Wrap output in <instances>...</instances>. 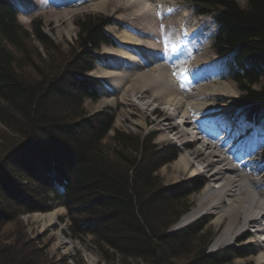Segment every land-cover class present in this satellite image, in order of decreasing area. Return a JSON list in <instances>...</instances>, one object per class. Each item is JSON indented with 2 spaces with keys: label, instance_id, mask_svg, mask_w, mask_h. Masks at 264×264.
<instances>
[{
  "label": "trees",
  "instance_id": "16d2710c",
  "mask_svg": "<svg viewBox=\"0 0 264 264\" xmlns=\"http://www.w3.org/2000/svg\"><path fill=\"white\" fill-rule=\"evenodd\" d=\"M246 2L242 7L236 0H194V5L216 23L214 46L227 58L240 90L233 104L248 120L259 121L264 118V0ZM18 12L12 0H0V122L9 130L0 131V264H46L28 238L5 243L1 236L17 212L40 209L27 196L31 191L65 206L75 217L72 230L91 235L110 262L230 263L240 249L209 253L207 217L169 230L201 186L196 178L163 183L157 171L176 158V149L155 143L154 131L113 129L114 114L106 110H86L84 100H98L102 84L87 76L101 58L93 52L100 43L115 44L105 33L107 19L77 20V37L63 50L40 29V21L26 27Z\"/></svg>",
  "mask_w": 264,
  "mask_h": 264
},
{
  "label": "rangeland",
  "instance_id": "374dc122",
  "mask_svg": "<svg viewBox=\"0 0 264 264\" xmlns=\"http://www.w3.org/2000/svg\"><path fill=\"white\" fill-rule=\"evenodd\" d=\"M12 1L18 7V18L20 23H22L26 27H31V24L33 22L40 21V29L45 34H47V36L54 44L60 45L63 50L67 49L68 44L73 43L77 37V33L79 30L77 20L86 18L87 16L103 17L107 19V24L104 28L105 33L114 39L115 44L100 43V47L98 48V50L93 52L95 53V55L101 58L98 62L95 63L94 68L87 73V76L101 81L102 84L99 87L100 97L98 100H84V106L86 110L89 113L106 110L110 114H114L113 129L115 130L140 135H146L154 131V142L159 145H166L172 147L173 149H176V158L178 157V142L170 139V134L168 135L169 132H174L172 135L175 136L176 130L165 131L164 125L159 124L158 126L155 123L156 121L153 120L155 117L163 118L166 116V113L165 111H163V109L167 107L168 104L165 103L164 100H160L159 103H157L158 112H151V107H149L144 111L143 114H141L136 110L135 107L127 104L129 96L128 98H123L120 94L121 89L117 90L108 88V86L104 84L102 79L96 78L95 76L96 73L94 69H96L99 65L103 66L106 63L111 69H114V66L118 65L119 62H121V60L117 56H113L109 53H103L104 47L119 48V41H117L111 34L118 33L122 28L125 27L131 28V22H133V24H136V22L143 21L142 17L144 15L142 16L140 12L134 13L131 11L130 5H133L132 0H107L104 1V3H102L98 8H90L81 11L79 10V7L82 4L94 3L98 0H73L72 2H70V4L65 5L57 4L59 3V0H54V3L48 0ZM236 1L242 7L246 6L247 0ZM150 2L155 5V14H152V19L155 18L157 25H159L157 26L156 33H159L157 36H160V38H164V35L167 34L168 23L166 22L178 20V22H176L178 24L180 23L179 21L182 17V14L190 16L189 26L192 25L202 32H205L206 29L210 30V33L207 37L205 50H203L205 51L203 59L206 61V63L204 65H201L188 60L184 66L186 67L185 69L188 72V75L198 72H201L199 74H205L207 72L212 74L211 79L203 81L208 85L207 88L211 89L215 94L210 95L209 97H207V99H190L188 100V102L191 101L202 103L205 106L208 105V111H205L206 113L203 115L207 118L205 120H201L199 119V116L202 115H195V119L197 120V122L195 120L196 124H199L201 127H204L210 132H214V130L221 131V128H219L218 124H223L227 121H230V117H232L234 113L237 112V109L239 110V108L235 104H233V100L239 97L240 90L236 82L230 77L227 67V58L225 56H220L217 53L216 47L214 46V34L216 31V23L214 19L207 13H204V15L197 14L194 0H150ZM155 10L158 11V14H156ZM192 22L194 24H192ZM163 24H166L167 30H164L161 27V25ZM177 24H175V26H177ZM134 32H136V34L138 35L140 33L139 31ZM158 41L159 40H157V42ZM165 41L166 39H163V45L161 46L164 53H169L168 48L165 45ZM191 41H183L181 44L182 49L186 50V53L193 56L196 55V50L193 48L195 38L192 37ZM33 42H35V44H37V46H39L43 52L46 51V48L43 47L42 43L35 40L34 38ZM133 51H135V49ZM200 53H202V51ZM55 54L56 53H54V55ZM159 55L158 57L160 58L161 63H166V65H168L170 68L171 66H174V64H170L173 61L175 62V64H178L175 57H169L170 59L169 61H167L166 59L163 60V53L160 52ZM66 57L67 56H65L64 58ZM58 61H60V58L58 59ZM184 66L182 68H184ZM175 68H179V66ZM174 76L178 78L177 71H174ZM181 80L184 81L185 78H181ZM115 81H117L116 78L115 80H111L112 83H115ZM179 90L181 92H186L188 91V88L184 87L183 85H179ZM129 95H131L130 98L141 107L144 106L145 100L146 102L148 100V98H144V96L142 98H138V93L136 92V90H129ZM240 117L242 118L244 116L241 114ZM211 125H215V127L211 128ZM246 125L250 127V131H247L245 133L243 130H241L243 139L240 141V143H238V145H236L237 143L235 142L236 149L233 151V154L238 156V159L233 162V164L236 165L238 163H247V166L245 165L244 167H240L242 172H245L248 176L261 181L260 187L258 188L254 187V185L249 186L246 180L243 181V188L245 189L246 193L250 192L251 195L249 197H253L257 200L256 204L254 206L252 205V207H254L253 210H255V212L252 214V217H257V222H253L254 224L251 223V225L248 224L247 228V225H242V222L245 219V215L236 214L234 218L237 222L235 226L236 228H234L233 234H230V237L227 240V244L224 243L214 248L211 247V244L217 236H220V234L223 233L225 225L229 220L228 217H224L221 221L215 223L213 222V219L215 217L213 213H203L201 211L198 217H196L189 223L191 224L198 219L207 217V222L204 228L210 230L209 234L212 235L207 248V251L209 253L228 247H237L238 249H240V254L232 255L231 261L228 264H257V256L260 255V253L263 254L264 252V242L260 241L259 238L261 236L262 238H264V118L260 119L255 124L247 123ZM1 130L7 133L9 132L6 126H4L0 122V131ZM1 133L2 132H0V134ZM112 133L113 130L109 134L111 135ZM232 141L224 146V148L227 149L228 147H233L234 142ZM194 149L195 148L193 147L191 149V152H193ZM176 158L164 163L158 169L157 173L162 178L163 183L166 185L174 186L177 184H188V181L194 178L198 179L199 182H201L200 188L196 192L192 193L189 198L190 202H192L191 204H193L189 209L191 210L198 205L199 192L201 188L206 185V180L203 177L206 174H198V176L189 171L183 172L175 169L172 164L176 160ZM198 158L197 160H202L203 165L207 161V158L205 159L203 155H200ZM190 160H192L193 162L195 161L193 157ZM198 166L199 165H194V168L197 169ZM201 166L202 163L198 169H200ZM252 167L253 169L255 167L259 168V170L255 172L251 169H248ZM208 169L211 170L212 168ZM229 174H231L230 176L234 177L236 173L231 172ZM19 180H23V178H19ZM212 183L214 185H221V182L217 181H212ZM27 184H29V186L35 185L34 181H28ZM190 190L192 189L190 188ZM29 191H31L30 188ZM26 194L27 196H30L29 198L34 202V205H36L35 207L40 209L28 212H17L14 217L15 219L7 222L1 230V236L3 235V240H5V243H12L13 241H15V239L21 238V236L22 238H28L30 241L29 246L37 247L38 249H40L43 259L44 257H46V264H117V262L113 263L102 257L98 248L94 244L91 235L84 236L72 230L71 226L75 221V217L68 213L65 206L60 204L57 200H53L51 195H48L47 198L41 199L35 196L32 191L26 192ZM225 200L227 201V198H225ZM203 206H207V203H204ZM46 208L50 209L48 210ZM53 211L54 214L51 215ZM177 224L178 222L176 224H173L169 230H181L185 226L189 225L187 224L183 227H178ZM258 226L262 227L263 230L260 233H257V236L252 230H256ZM243 229H246V232H244L242 236L239 233H241ZM236 234L239 235L235 236ZM256 238L258 241H260L259 243L258 241H254ZM140 264L148 263L142 262Z\"/></svg>",
  "mask_w": 264,
  "mask_h": 264
},
{
  "label": "bare ground",
  "instance_id": "6f19581e",
  "mask_svg": "<svg viewBox=\"0 0 264 264\" xmlns=\"http://www.w3.org/2000/svg\"><path fill=\"white\" fill-rule=\"evenodd\" d=\"M48 1L53 2L54 0ZM72 1L73 0H61L60 2L59 0V3L57 4L65 5L70 4ZM104 1L107 0H98L94 3L82 4L79 7V10L98 8L104 3ZM132 3L133 5H130L131 11L134 13L140 12L142 16L144 15L142 17L143 21L136 22V24L131 22V28L125 27L122 28L120 32L111 34L117 41H119V48L104 47L103 53L117 56L121 62H119L118 65H115L114 69H111L106 63L103 66L98 64L99 66L94 69L96 73L95 76L96 78L102 79L108 88L117 90L121 89L120 94L123 98H128L129 96L127 104L135 107L141 114H143L149 107H151V112H158L157 103H159L160 100H164L165 103L168 104L167 107L164 108L165 110L163 109L166 116L163 118L155 117L153 120L156 121L155 123L158 126L159 124L164 125L165 131L176 130L175 136L172 135L174 132L168 133V135L170 134L169 138L177 141L179 147V154L172 164L173 167L179 171L192 172L194 175L206 174L203 176L206 180V185H204L199 192L198 205L184 213L177 221V226L183 227L189 224V222L198 217L201 211L203 213H213L215 215L213 222L215 223H218L224 217H228L229 220L225 225L223 233L215 238L211 247L214 248L224 243L227 244L230 234L232 235L234 228H236L235 226L237 222L234 219L236 214L245 215L242 225H247V228L248 224L251 225V223L254 224L253 222H257V217H252V214L255 212L252 205L254 206L257 200L253 197H249L251 195L250 192L246 193L243 188V181L246 180L249 186L254 185V187L257 188L260 187L261 181L242 172L240 167L247 166V163L233 164V162L238 159V156L233 154L236 146L228 147L227 149L224 148V146L234 140L236 136L226 135L225 137L222 136L219 140L218 137L222 135V132H206L203 130V127L195 123V115H202L199 116V119L207 118L203 115L206 113L205 111H208V105L205 106L202 103L188 102V100L207 99L210 95L215 94L211 89L207 88L208 85L203 81L211 79L212 74L208 72L205 74H199L201 72H198L188 75L184 65L188 60L201 65L206 63L203 59L205 52L203 50H205L210 30L206 29L203 33L196 27H193L192 25L189 26L190 16L182 14L179 21L180 23H176L178 20L166 22L168 23V30L166 29V24L161 25L164 30H167V34L164 35V38H160V36H157L159 33H156L157 26L159 25H157L155 18L152 19L155 5H153L150 0H132ZM156 14H158V11H156ZM175 24H177V26H175ZM192 24L194 23L192 22ZM134 31H139V35ZM192 37L195 38L193 48L196 50V55L193 56L186 53V50L182 49L181 44L183 41H191ZM163 39H166L165 45L167 46L169 53H164L163 51L161 46L163 45ZM157 40H159V43ZM134 49L135 51H133ZM201 51L202 53H200ZM160 52L164 55L163 60L166 59L169 61V57H175L178 64H175L173 61L170 64H174V66H171L170 68L166 63H161L159 58ZM177 66H179V68H175ZM183 66L184 68H182ZM174 71L178 72V78L174 76ZM115 78L117 81L112 83L111 80H115ZM181 78H185V80L182 81ZM177 84L187 87L188 91L181 92L179 90V85ZM129 90H136L138 98H142L143 96L144 98H148L147 102L145 100L143 107L139 106L130 98L131 95H129ZM179 118L180 120L177 121L176 119ZM231 122H233L232 119L228 121L229 124H231ZM222 139L224 140L221 141ZM236 143V145H238L240 141H237ZM193 147L195 149L191 152ZM200 155H203L205 159L207 158L204 165L202 160H197ZM192 157L195 160L194 162L190 160ZM193 163L195 166H200L202 163V166L200 169H198L199 166L196 169L194 168ZM208 168L212 169L209 170ZM248 169L255 172L259 170V168L256 167L254 169L253 167ZM231 172L236 173L234 177L230 176L231 174L229 173ZM212 181L221 182V185H214ZM225 198H227V201ZM204 203H207V206L204 207ZM53 214L54 211L51 215ZM262 230L263 228L258 226L256 230L252 231L258 236L257 233H260ZM244 232H246V229H243L239 234L243 236ZM239 234H236L235 236ZM257 238L254 241H258ZM259 238L260 241L264 242L262 236ZM260 241H258V243ZM256 260L257 264H264V252L263 254L260 253Z\"/></svg>",
  "mask_w": 264,
  "mask_h": 264
},
{
  "label": "water",
  "instance_id": "95a60500",
  "mask_svg": "<svg viewBox=\"0 0 264 264\" xmlns=\"http://www.w3.org/2000/svg\"><path fill=\"white\" fill-rule=\"evenodd\" d=\"M176 224V223H175Z\"/></svg>",
  "mask_w": 264,
  "mask_h": 264
}]
</instances>
